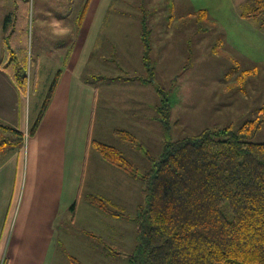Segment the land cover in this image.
Here are the masks:
<instances>
[{"label":"crops","instance_id":"1","mask_svg":"<svg viewBox=\"0 0 264 264\" xmlns=\"http://www.w3.org/2000/svg\"><path fill=\"white\" fill-rule=\"evenodd\" d=\"M112 1H89L76 38L59 62L58 59L54 61L50 83L59 69L61 72L32 135H28L33 123L27 110V98L1 66L5 36L1 35L4 24L0 26V123L10 125L23 134L21 146L8 151L0 160V261L5 259L4 264H58L66 260L65 255L71 260L69 248L74 249L72 257L79 261L71 263L86 264L89 258L79 255L88 257L96 253L98 246L101 254L106 252L110 257L111 248L119 247L121 242V228L114 226L115 219L133 220V215L125 214L121 206L128 198H133L136 205L134 190L135 194L139 191L142 197L134 214L137 206L143 203L139 176L109 163L94 147L95 141L112 145L132 162L131 153L130 156L124 150L127 148L126 141L116 133L117 129L128 130L126 126L108 123L107 130L95 126L96 110L99 104L106 106L107 100L105 96L101 98L105 88L90 79L96 71L95 58L105 49L99 36L106 21L113 22L117 19L116 14L127 13L124 8L112 7ZM248 2L250 0H190L194 13L201 11V18H212L223 30L228 46L257 63L264 60V29L256 21L241 16V8ZM51 18L57 28L58 16ZM140 42L135 41L133 52L143 61ZM110 50L109 53L116 51ZM125 52L122 47L121 56ZM126 81L141 84L125 89L126 94L135 95L125 97L128 108L132 109L133 104L142 102L138 95L148 96L153 89L137 76H127ZM106 90L116 93L115 90L124 89ZM154 90L155 96L149 98L150 102L146 105L151 112L153 110L151 118L157 120L159 97ZM46 92L35 105V119ZM131 113L135 114V111ZM129 146L137 149L131 144ZM90 195L101 198L111 210L122 215L112 214L111 210L92 204L88 200ZM96 221H103L104 229L98 231L94 228ZM99 238L101 242L96 243ZM103 245L109 251L104 250Z\"/></svg>","mask_w":264,"mask_h":264},{"label":"rangeland","instance_id":"2","mask_svg":"<svg viewBox=\"0 0 264 264\" xmlns=\"http://www.w3.org/2000/svg\"><path fill=\"white\" fill-rule=\"evenodd\" d=\"M84 2L0 0V26L4 24L6 15H10V23L1 35L7 36L13 30V36L7 37L5 44L10 46L11 57L15 56L22 65L27 64L28 85L23 94L27 98L31 124L37 113L35 105L49 87L54 61L58 59L59 62L76 38V17ZM112 7L124 8L127 13L116 14L117 19L113 22L106 21L99 36L105 49L95 58L96 71L90 79L105 88L101 98L105 96L107 100L106 106L99 104L96 110L95 126L107 130L109 124H116L130 130L137 149H132L126 142L124 150L133 156L132 162L139 173L150 169L160 158L166 140L197 134L204 128L228 124L237 126L258 114V107L264 105V60L252 62L235 52L226 44L223 30L212 18H199L193 12L190 0H113ZM54 15L58 16L57 28L51 18ZM142 20L145 21L150 46L152 76L133 52L136 40L141 41L140 51L143 49ZM122 47L126 51L123 56ZM114 49L115 52L109 53ZM245 70L247 73L243 72ZM136 74L146 78L147 86L153 90L148 96L138 95L142 102L129 109L125 97L135 95L126 94L125 89L141 84L126 81V77ZM153 87H160L169 102L168 128L160 119L151 118L153 110L151 112L146 105L150 102L148 99L155 96ZM108 88L124 90H115V93L107 91ZM133 110L135 114L130 115ZM3 135L11 133L0 128V136ZM252 140L264 142V125ZM8 151L5 148L0 152V160ZM133 197L136 205L141 202L139 191L135 194L134 190ZM136 205L133 198H128L121 210L134 216ZM115 221L114 226L121 228L120 246L111 248L110 257L106 252L101 254L99 246L96 253L88 257L79 255L89 258L86 264H129L128 255L136 243L137 224L132 219ZM102 222L96 221L94 228L98 231L104 229ZM99 241L100 238L96 239V243ZM103 249L108 250L104 245ZM69 250L71 259L75 255L74 249ZM65 259L58 264H73L66 255Z\"/></svg>","mask_w":264,"mask_h":264},{"label":"trees","instance_id":"3","mask_svg":"<svg viewBox=\"0 0 264 264\" xmlns=\"http://www.w3.org/2000/svg\"><path fill=\"white\" fill-rule=\"evenodd\" d=\"M89 1L85 0L78 11L77 33ZM200 12L195 13L199 18ZM240 14L264 29V0H250ZM9 23L10 15H6L4 29ZM145 29L142 20L143 63L152 76ZM11 34L4 37V44ZM3 55L1 66L24 92L28 85L27 64L11 57L8 44L4 45ZM60 72L59 69L55 73L28 135L36 131ZM137 77L147 81L141 75ZM156 91L157 118L168 128L169 102L160 87ZM257 111L254 118L237 126L204 128L197 134L166 140L160 158L141 173L116 147L95 141L94 147L103 159L138 175L142 182L143 203L133 216L136 243L128 255L129 264H264V142L252 140L264 124V105ZM0 128L11 133L0 136V152L21 146V131L3 123ZM116 133L136 145L128 130L117 129ZM88 200L111 210L99 197L90 195ZM71 260L79 263L74 257Z\"/></svg>","mask_w":264,"mask_h":264},{"label":"built area","instance_id":"4","mask_svg":"<svg viewBox=\"0 0 264 264\" xmlns=\"http://www.w3.org/2000/svg\"><path fill=\"white\" fill-rule=\"evenodd\" d=\"M3 263V259L0 261V264H2Z\"/></svg>","mask_w":264,"mask_h":264}]
</instances>
